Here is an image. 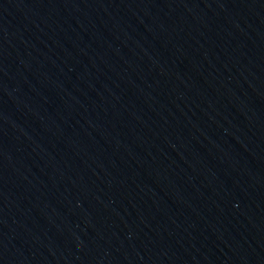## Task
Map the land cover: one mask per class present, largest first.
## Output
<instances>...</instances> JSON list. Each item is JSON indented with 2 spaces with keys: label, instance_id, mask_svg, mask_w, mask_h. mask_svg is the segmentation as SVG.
Listing matches in <instances>:
<instances>
[{
  "label": "water",
  "instance_id": "water-1",
  "mask_svg": "<svg viewBox=\"0 0 264 264\" xmlns=\"http://www.w3.org/2000/svg\"><path fill=\"white\" fill-rule=\"evenodd\" d=\"M0 264H264V0H0Z\"/></svg>",
  "mask_w": 264,
  "mask_h": 264
}]
</instances>
